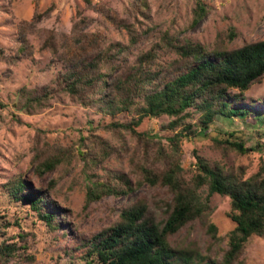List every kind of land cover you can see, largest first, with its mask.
Listing matches in <instances>:
<instances>
[{
  "label": "rangeland",
  "instance_id": "obj_1",
  "mask_svg": "<svg viewBox=\"0 0 264 264\" xmlns=\"http://www.w3.org/2000/svg\"><path fill=\"white\" fill-rule=\"evenodd\" d=\"M90 1L0 0V244L17 243L27 248L19 252L20 258L0 264H85L80 257L83 251L72 254L73 246L116 223L122 210L139 200H145L150 214L161 220L171 200L167 188L146 184L130 195H109L87 203L90 182L117 185L110 179L111 173L131 174L135 184L133 172L145 154L143 145L130 133L108 128L114 121L131 122L134 113L107 114L65 92L62 56L75 38L84 40L80 48H86L89 56L101 51L113 54L118 44L127 47L117 57L116 64L121 66L117 72L132 68L152 49L158 54V66L165 68L177 59L167 49L171 41H191L212 50L216 45L234 49L264 40V0ZM198 4L205 6L207 14L194 24ZM132 32L138 40L133 46ZM44 87H48L50 98L42 107L28 111L22 91ZM232 107L252 111L248 116L235 117L233 124L224 118L216 120L206 136H199V115L187 121L194 130L191 134L185 125L167 127L174 120L167 115L146 118L137 130L161 141L167 153L172 150L174 137L183 133L179 148L187 180L199 174L198 156L212 168L248 179L264 167V126L259 121L264 117V77L234 100ZM228 132L245 141L246 154L215 143L227 139ZM59 148L71 150L72 161L37 176L32 164L36 150L45 154ZM78 152H87L95 161L86 163L76 155ZM19 175L30 188L47 191L48 200L60 207V229H50L29 207L10 201L5 184ZM230 211L229 197L214 194L207 216L173 236L172 246L222 261L229 249L228 234L235 228L228 217ZM210 224L217 226L216 236L209 231ZM241 260V264H264V238L253 237Z\"/></svg>",
  "mask_w": 264,
  "mask_h": 264
},
{
  "label": "trees",
  "instance_id": "obj_2",
  "mask_svg": "<svg viewBox=\"0 0 264 264\" xmlns=\"http://www.w3.org/2000/svg\"><path fill=\"white\" fill-rule=\"evenodd\" d=\"M86 2L91 3L90 0ZM206 14L205 6L198 4L193 23H198ZM137 41L133 33L130 44L133 46ZM74 42L62 56L65 70L61 76L65 92L82 104L96 106L107 114L117 111L134 113L136 117L131 122L114 121L108 128L130 133L143 145L145 154L133 172L137 176L135 184L131 174L111 173L109 177L117 185L108 181L90 182L87 203L109 195H130L146 184L152 188H167L171 200L161 220L150 214L145 200H139L123 209L116 223L73 246L71 253L83 251L80 257L85 264H241V256L249 241L253 237L264 238V167L250 178L242 179L210 167L198 156L199 174L187 180L179 148L185 135L178 133L171 152L167 153L161 141H154L137 129L146 118L167 115L174 118L167 127L176 129L185 125L187 133L191 134L194 130L187 121L199 115L197 124L202 127L199 136H206L210 125L220 118L233 124L235 117L251 114L252 110L232 107V103L263 79L264 40L234 49L216 45L212 50L191 41L183 44L171 41L167 43V49L170 48L177 59L165 68L158 66V54L152 49L142 54L132 68L120 72H117L121 68L116 64L117 57L125 53L127 47L118 44L117 52L113 54L101 51L89 56L86 48H80L84 42L81 37L75 38ZM105 68L107 71L104 72ZM49 93L48 87L22 91L24 107L28 111L42 107L50 98ZM259 121L263 127L264 117ZM227 136V139H217L215 143L226 145L240 154L248 152L244 140L235 139L233 132H228ZM261 148L264 151V144ZM86 153L76 155L85 158L86 163L95 161ZM73 156L69 149L59 148L45 154L37 149L32 164L36 175L43 177L71 162ZM5 188L12 203L29 207L50 229L61 228L57 220L61 209L48 200L47 191L30 188L21 175L8 181ZM214 194L229 197L231 211L228 217L235 224L228 234L229 249L223 260L176 250L171 238L190 223L207 216ZM209 231L216 236L218 228L210 224ZM67 235L68 232L64 231L63 236ZM22 250L27 248L17 243H1L0 262L20 258Z\"/></svg>",
  "mask_w": 264,
  "mask_h": 264
}]
</instances>
